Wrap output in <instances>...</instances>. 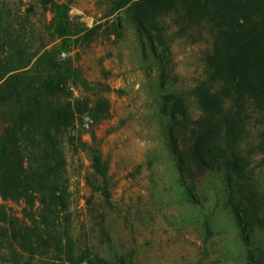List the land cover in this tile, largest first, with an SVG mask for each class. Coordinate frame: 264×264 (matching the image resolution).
<instances>
[{"label": "rangeland", "instance_id": "374dc122", "mask_svg": "<svg viewBox=\"0 0 264 264\" xmlns=\"http://www.w3.org/2000/svg\"><path fill=\"white\" fill-rule=\"evenodd\" d=\"M56 1L68 5L70 19L84 29L60 53L92 86H72L73 95L88 105L100 96L108 100L106 117L93 121L82 112L72 128L73 139L64 143L73 257L87 249L94 264H252L230 208L226 173L213 170L197 181H183L167 146L169 117L161 110L159 83L166 81L173 94L167 113L173 111L179 121L182 112L196 116L190 89L204 77L203 40L173 34L167 49L156 50L160 64L150 52L143 55L130 15L126 8L113 10L115 0ZM0 5L18 19L23 40L33 48L41 42L52 45L47 29L51 14L40 0H0ZM163 23L173 22L164 16ZM172 103L177 104L173 109ZM254 136L250 131L240 143L248 184L235 196L249 203L253 194L255 244L264 256V154L255 148ZM88 147L99 149L107 169L104 177L91 168ZM0 205L21 216V205L1 198ZM24 222L27 226L14 241L10 225L0 224V264H69L64 253L41 241L38 246L35 237L30 253L22 238L30 221ZM86 259L75 264H89Z\"/></svg>", "mask_w": 264, "mask_h": 264}, {"label": "trees", "instance_id": "16d2710c", "mask_svg": "<svg viewBox=\"0 0 264 264\" xmlns=\"http://www.w3.org/2000/svg\"><path fill=\"white\" fill-rule=\"evenodd\" d=\"M40 4L51 14L49 47L41 42L33 48L24 41L17 26L20 22L0 5V198L21 205V216L0 205V224L10 225L9 237L14 241L29 220L30 229L22 238L32 254L35 237L38 246L41 241L42 246L64 253V262L75 264L87 258V263L94 264L89 250L74 258L69 244L64 143L73 139L72 128L82 112L87 111L93 121L106 117L108 100L100 96L88 105L73 95L72 86L84 90L92 86L60 53H66L69 39L84 29L70 19L65 3L40 0ZM124 8L141 37L143 55L150 52L160 64L156 50L158 46L167 49L173 34L205 43L204 77L190 89L196 116L182 112L179 121L173 111L167 113L173 94L166 81L159 83L161 110L169 117L167 146L183 181H197L213 170L226 173L230 208L248 246V260L264 264L261 247L255 244L253 194L247 198L249 203L235 196L240 186L248 184L240 143L250 131L255 133V148L264 154V0L114 1L113 10ZM164 16L173 23H163ZM77 140L83 144L80 137ZM88 150L91 168L104 177L107 169L99 149ZM101 193L108 200V191Z\"/></svg>", "mask_w": 264, "mask_h": 264}, {"label": "built area", "instance_id": "2783aa9c", "mask_svg": "<svg viewBox=\"0 0 264 264\" xmlns=\"http://www.w3.org/2000/svg\"><path fill=\"white\" fill-rule=\"evenodd\" d=\"M85 125H87V124H85Z\"/></svg>", "mask_w": 264, "mask_h": 264}]
</instances>
